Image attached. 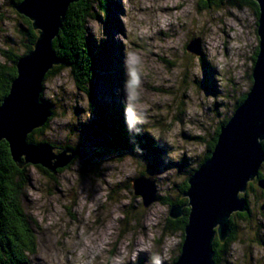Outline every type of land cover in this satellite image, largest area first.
<instances>
[{"label":"rangeland","instance_id":"obj_1","mask_svg":"<svg viewBox=\"0 0 264 264\" xmlns=\"http://www.w3.org/2000/svg\"><path fill=\"white\" fill-rule=\"evenodd\" d=\"M113 2L120 6L110 11L115 25L102 12L88 22L98 60L97 98L119 107L127 125L161 147V169L152 172L139 154L91 160L92 154L54 178L30 166L23 207L35 223L32 264H172L181 236L164 231L170 208L163 199L181 198L177 190L252 84L259 40L248 8L201 9L200 0ZM21 21L1 0L0 40L11 38L18 51L24 44ZM195 39H201L200 56L186 50ZM102 43L113 48L110 56ZM42 99L55 110L47 138L59 147L112 141L69 69L46 79ZM141 174L154 183L161 202L144 207L133 188ZM248 198L251 213L237 220L238 240L221 264H264V197Z\"/></svg>","mask_w":264,"mask_h":264},{"label":"water","instance_id":"obj_2","mask_svg":"<svg viewBox=\"0 0 264 264\" xmlns=\"http://www.w3.org/2000/svg\"><path fill=\"white\" fill-rule=\"evenodd\" d=\"M80 0H23L16 10L28 18L38 38L33 49L16 64L17 77L0 106V141L5 140L19 167L40 165L52 174L67 168L74 160H89L94 148L78 147L56 151L48 143L29 144L27 137L43 127L53 112L42 103L45 77L61 64L52 48L68 7ZM258 6V53L252 67V84L246 99L226 125L220 128L210 158L187 180L183 197L189 208L181 253L174 264H215L213 242H224L230 232V218L248 212L244 195L249 183L259 177L264 164V0ZM201 39L192 40L186 50L201 55ZM258 185L264 189V180ZM144 207L161 202L151 179L142 176L133 187ZM182 197V196H181ZM262 207L261 209H263ZM184 206L172 205L168 217L184 216Z\"/></svg>","mask_w":264,"mask_h":264},{"label":"trees","instance_id":"obj_3","mask_svg":"<svg viewBox=\"0 0 264 264\" xmlns=\"http://www.w3.org/2000/svg\"><path fill=\"white\" fill-rule=\"evenodd\" d=\"M4 1L8 3L9 7L17 12L16 7L23 0ZM111 2L112 0H80L76 3H72L68 7V11L64 17L59 33L52 42L53 51L60 59L61 64L55 66L47 73L44 82L48 77L54 78L61 73L62 69L67 68L71 71L78 87L86 93L90 111L94 115L97 114L98 126L103 132L108 131L112 140L111 142H105L106 144L100 143L99 145L93 146L92 148L95 149V152L93 153L91 160L97 158L103 159L104 157L112 156L114 154L121 156L129 154L134 156L139 154L144 158L147 166L152 172H158L161 169L160 162L162 155H159V153L163 152L161 147L154 145L151 137L140 135L139 131L137 132L134 130L132 125H127L125 122L127 116L119 107H109L104 105L102 102L98 101L97 98L98 95L95 90L94 81L97 78L96 62L98 63V60L96 61L94 57V42L89 32L88 22L99 18V14L102 12L104 14V19L115 25L117 19H112L110 11L113 7L118 9L120 6L116 2H113L111 5ZM225 4H229L237 9L248 8L255 15L257 22L259 15L258 6L253 0H200L199 7L201 9L204 7L220 8ZM17 15L22 19L21 24H19V33L23 38V50L18 51L14 47L13 40L9 37L4 39V41L0 40V106L9 94L13 80L17 77V62L21 57L27 55L33 49L38 38V31L34 30L32 22L18 12ZM102 45L103 47L101 48L105 51L107 50V52H104L103 54H108V56H110L113 48L110 47V51H108V46H106L105 43H102ZM257 53L258 47L252 58V67L255 63ZM247 93L242 95L239 101H237L235 110L246 99ZM41 100L42 103L53 112V115L50 119H48L43 127L35 129L28 135V143L33 145L48 143L53 146L56 151L87 147L86 145L79 143L72 146L64 145L59 147L47 138V133L50 130V124L55 118L56 113L55 110H53L51 106H48L46 101L42 99V95ZM230 118L231 117L225 119L219 124L215 135L208 144L207 152L205 153L201 163L196 169H192L188 173V178L210 158L217 143L220 128L226 125ZM94 137H98V134H94ZM262 148L264 150V140L262 141ZM151 155L155 156L154 163H150L153 161V157H151ZM78 160H74L69 166H67V168L59 170L56 174L69 169ZM30 166L32 165L28 164L23 167H19L13 160L9 144L5 140L0 141V264H32L30 257L37 251V237L33 229L35 223L33 219L28 216L23 207L25 192L30 184ZM35 168L49 178H54L56 175L50 173L40 165L35 166ZM262 169L260 171H262ZM259 174L261 175V173ZM142 175L143 174H141V176ZM187 180L182 184L180 190H177L179 194L178 196H182L179 200H174L171 197H165L162 202L164 205H168L169 208L174 204L184 206V216L177 220H172L168 217L165 227H163L164 231L168 230L170 234H179L181 236V244L184 240V231L188 223L189 208L186 207L188 200L183 197L189 188ZM257 189L259 188H255L254 182H251L249 183L248 191L244 195H240L245 196L247 200H249V194L255 193L257 201H260L262 197H264V193L263 191H259ZM250 206L251 203L248 202V212H238V214H232L230 218V232L224 242H221L217 237L214 240L213 248L215 254V264H221V259L224 258L228 252V247L238 240L237 220L247 219L252 210ZM177 258L178 257H175L172 260V264H174Z\"/></svg>","mask_w":264,"mask_h":264},{"label":"flooded vegetation","instance_id":"obj_4","mask_svg":"<svg viewBox=\"0 0 264 264\" xmlns=\"http://www.w3.org/2000/svg\"><path fill=\"white\" fill-rule=\"evenodd\" d=\"M256 51H257V48L255 49V53H256ZM252 58H253V56H252ZM252 58H251V59H252ZM263 166H264V164L262 165V168H264ZM262 168H261V169H262ZM260 173H261V175L259 174V177L256 178V179L253 181V182L256 183L257 185H258V181H259V180H264V174H263V172L260 171ZM261 178H262V179H261ZM258 187H259V185H258ZM258 190H259V191H260V190H261V191H264V189H262V188H260V187H259Z\"/></svg>","mask_w":264,"mask_h":264},{"label":"bare ground","instance_id":"obj_5","mask_svg":"<svg viewBox=\"0 0 264 264\" xmlns=\"http://www.w3.org/2000/svg\"><path fill=\"white\" fill-rule=\"evenodd\" d=\"M137 158V157H136ZM163 173V172H162ZM262 179V178H261ZM183 195V194H182ZM165 199V198H164ZM172 200V199H171ZM179 200V199H178ZM263 213V212H262ZM238 214V213H237ZM242 217V216H241ZM259 234V233H258ZM238 243V242H237ZM19 249V248H18ZM30 250V249H29ZM18 251V250H17ZM230 252V251H229ZM248 252V251H247ZM245 257V256H244ZM215 260V259H214ZM251 261V260H250ZM246 263V262H244Z\"/></svg>","mask_w":264,"mask_h":264}]
</instances>
